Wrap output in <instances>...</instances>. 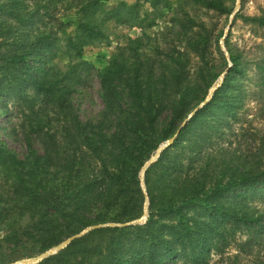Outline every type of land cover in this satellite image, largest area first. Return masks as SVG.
<instances>
[{"label": "trees", "instance_id": "1", "mask_svg": "<svg viewBox=\"0 0 264 264\" xmlns=\"http://www.w3.org/2000/svg\"><path fill=\"white\" fill-rule=\"evenodd\" d=\"M38 1L0 0V94L19 95L28 84L36 97L11 130L26 152L0 143V184L7 185L0 197H10L21 211L4 215L9 208L0 207L11 236L32 246L33 256L89 226L139 218L145 205L140 171L179 131L146 174L150 206L144 224L93 229L38 264H167L173 257L171 264L178 257L184 264H208L212 245H234L253 255V247L264 242V210L238 196L231 201V195L264 187V42L255 44L261 50L252 57V51H230L232 67L222 85L183 126L221 74L211 50L213 28L192 18L178 21L174 39L152 53L141 45L143 34L99 70L105 110L99 120L84 121L71 99L76 67L63 76L47 68V51L57 39L38 25L44 15ZM193 2L231 13L223 0ZM241 19L264 32V13H242ZM78 29L82 40L103 35L85 19ZM66 41L68 50L83 54L78 38ZM250 96L255 114L247 131L257 128L251 133L256 150L244 155L221 148L219 156L201 151L230 107ZM256 120L261 128L252 124Z\"/></svg>", "mask_w": 264, "mask_h": 264}, {"label": "rangeland", "instance_id": "2", "mask_svg": "<svg viewBox=\"0 0 264 264\" xmlns=\"http://www.w3.org/2000/svg\"><path fill=\"white\" fill-rule=\"evenodd\" d=\"M90 1L97 2L88 5ZM223 1L230 8V14L209 11L194 3L193 0H40L36 6L30 3L29 9L35 6L40 9L41 13H44L43 21H39L38 25H45L47 32H52L53 38L57 39L47 51L45 57L47 68L63 76L70 67H76L77 81L74 80L71 83L72 103L82 120L97 121L102 118L105 110L98 78L99 70L108 67L115 57L127 50L131 40L141 38L143 34L147 37L141 40V45L146 53H152L156 45H164L174 39L171 32L173 26L179 23L178 21H187L191 18L195 21H205L209 27L213 28L211 50L213 51L216 69L221 72L212 88L220 84L221 81L223 83L230 67H232L230 51L233 49L252 51L251 57L256 53L259 54L261 49L255 44L264 42V32L252 25H246L241 19V14L264 13V0H244L243 2L241 0L240 5L239 0ZM82 19L92 21V24L103 35L95 40H82L84 37L81 36L78 29L79 21ZM60 23H62L61 26H59ZM230 24L231 28L228 30ZM69 37L78 38L81 41L83 48L81 56H77L74 51L68 50L66 40ZM28 62L32 65H41L38 59H28ZM227 64L229 66L225 68ZM248 73L252 75L253 71ZM246 84L252 87L250 80H246ZM19 90L21 91L19 95L0 94V120L2 123L0 126V143L8 145L19 155H22L26 152V147L11 134V130L14 126L17 127L24 114L30 111V104L36 97L28 84L19 87ZM245 99L244 102H238L235 108L231 109L230 107L229 114L225 115V122L216 125L209 132L207 140L202 144L201 151L207 149V153L219 156L221 148H229L231 151L236 149L237 154L243 153L244 155H249L256 150L257 142L251 133L256 132L257 128L247 131L250 125L247 121L255 114V103L251 96ZM252 124L259 128L263 125L258 120L253 121ZM165 143L156 150L140 171V186L145 196L142 215L127 222H104L89 226L79 232L83 233L80 237L96 229L94 227L96 225H101L98 228L123 227L132 224H144L148 220L150 196L146 184V174L165 149L156 157L158 150ZM148 163L149 165H147ZM6 189L7 185L0 184V193L5 192ZM237 196L241 203H247L252 208L264 210V187L262 185H258L249 191L236 190L231 195V201H234ZM14 205L15 201H12L10 197H6V195L0 197V207L7 206L9 208L3 210L4 215L8 214L9 211L19 214L21 211ZM0 211L2 212L1 208ZM7 219L0 220V264H38L47 258L37 260L42 254L58 247L73 236L43 252L29 256L32 254L30 250L32 246L23 247L20 240L11 236L12 229L10 228L12 225L8 227ZM262 237L264 238V231ZM259 243V246L253 247L254 254L250 256L239 253L238 247L234 245H228L222 250H218L215 245H212L208 253V264H264V242L260 241ZM175 259L176 257H173V261H169L167 264L173 263ZM175 264H184V259L178 257Z\"/></svg>", "mask_w": 264, "mask_h": 264}, {"label": "water", "instance_id": "3", "mask_svg": "<svg viewBox=\"0 0 264 264\" xmlns=\"http://www.w3.org/2000/svg\"><path fill=\"white\" fill-rule=\"evenodd\" d=\"M240 3H241V0H239V5H240ZM231 28V24H230V26H229V28H228V30ZM222 84V81L220 82V84H218L217 86H214L212 89H211V91H210V93H209V95H208V97L198 106V107H196L195 109H194V111L189 115V117H188V119L183 123V126L184 125H186V123L197 113V111L200 109V108H202L204 105H206L211 99H212V96H213V94H214V92H215V90L220 86ZM176 138H177V135H175V136H173L172 138H170L159 150H158V152H157V155H156V157H158L159 156V154H160V152L164 149V148H167L168 146H170V145H172L174 142H175V140H176ZM156 157H154V159H156ZM147 165H149V163L147 164ZM101 225H96V226H94L95 228H98V227H100ZM83 233H79V234H76V235H73L72 237H70L67 241H65L63 244H61V245H59L58 247H56V248H54V249H52V250H50V251H48V252H46V253H44V254H42L37 260H40V259H43V258H45V257H48L49 255H51V254H53V253H56L58 250H60L61 248H63L64 246H66L67 244H69L72 240H74V239H76V238H78V237H80L81 235H82Z\"/></svg>", "mask_w": 264, "mask_h": 264}]
</instances>
